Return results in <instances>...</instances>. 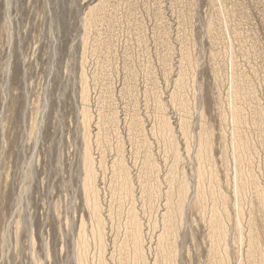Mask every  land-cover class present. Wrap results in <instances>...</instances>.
Returning a JSON list of instances; mask_svg holds the SVG:
<instances>
[{
    "label": "rangeland",
    "instance_id": "374dc122",
    "mask_svg": "<svg viewBox=\"0 0 264 264\" xmlns=\"http://www.w3.org/2000/svg\"><path fill=\"white\" fill-rule=\"evenodd\" d=\"M169 263L264 264V0H0V264Z\"/></svg>",
    "mask_w": 264,
    "mask_h": 264
},
{
    "label": "bare ground",
    "instance_id": "6f19581e",
    "mask_svg": "<svg viewBox=\"0 0 264 264\" xmlns=\"http://www.w3.org/2000/svg\"><path fill=\"white\" fill-rule=\"evenodd\" d=\"M170 261H172V260H170ZM169 262V261H168ZM170 264V263H169Z\"/></svg>",
    "mask_w": 264,
    "mask_h": 264
}]
</instances>
